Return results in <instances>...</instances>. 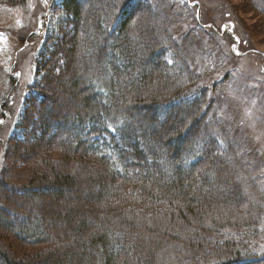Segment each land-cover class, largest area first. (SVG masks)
I'll use <instances>...</instances> for the list:
<instances>
[{"label":"trees","instance_id":"16d2710c","mask_svg":"<svg viewBox=\"0 0 264 264\" xmlns=\"http://www.w3.org/2000/svg\"><path fill=\"white\" fill-rule=\"evenodd\" d=\"M152 1L60 0L69 29L20 136L5 138L0 108V264H264L259 225L240 214L246 179L228 168L244 148L212 87L183 90L195 72L144 22ZM232 227L253 236L217 246Z\"/></svg>","mask_w":264,"mask_h":264},{"label":"rangeland","instance_id":"374dc122","mask_svg":"<svg viewBox=\"0 0 264 264\" xmlns=\"http://www.w3.org/2000/svg\"><path fill=\"white\" fill-rule=\"evenodd\" d=\"M60 5V0H0V108L4 107L2 115L9 117L3 127L5 138L21 135L19 124L30 103L28 95L44 91L45 63L58 57L54 53L64 44L68 15ZM145 9L150 15L144 22L158 38H162L161 30L168 32V44L176 46L179 60L195 72L181 85H186L183 90L189 94V88L212 87V110L222 122L221 128L232 145L237 142L244 148L243 153L233 156L228 168L236 178L246 179L248 190L242 201H247L250 209L240 214L243 219L251 218L252 225H259L256 249L264 256V13L256 0H153L152 7ZM236 37L246 55H237L240 47L235 44ZM155 59L153 56L149 63L144 60L145 67ZM80 61L77 56V70ZM67 75L59 88L70 90L64 83ZM42 115L47 119L45 113ZM63 126L70 128V120ZM3 141L0 169L7 166V143ZM12 157L10 163L14 162ZM242 231L225 228L217 246L232 245L236 238H252L254 231L245 236Z\"/></svg>","mask_w":264,"mask_h":264},{"label":"snow or ice","instance_id":"6c2138e0","mask_svg":"<svg viewBox=\"0 0 264 264\" xmlns=\"http://www.w3.org/2000/svg\"><path fill=\"white\" fill-rule=\"evenodd\" d=\"M0 123H2V122H0ZM114 130V129H113Z\"/></svg>","mask_w":264,"mask_h":264}]
</instances>
